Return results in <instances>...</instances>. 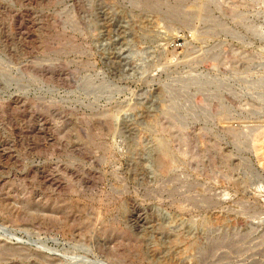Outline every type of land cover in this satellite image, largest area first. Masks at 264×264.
Segmentation results:
<instances>
[{
    "label": "rangeland",
    "instance_id": "1",
    "mask_svg": "<svg viewBox=\"0 0 264 264\" xmlns=\"http://www.w3.org/2000/svg\"><path fill=\"white\" fill-rule=\"evenodd\" d=\"M0 257L264 264V0H0Z\"/></svg>",
    "mask_w": 264,
    "mask_h": 264
},
{
    "label": "bare ground",
    "instance_id": "2",
    "mask_svg": "<svg viewBox=\"0 0 264 264\" xmlns=\"http://www.w3.org/2000/svg\"><path fill=\"white\" fill-rule=\"evenodd\" d=\"M3 254V253H2ZM5 254V253H4ZM203 255V254H202ZM210 256V255H209ZM0 259H1V257H0Z\"/></svg>",
    "mask_w": 264,
    "mask_h": 264
},
{
    "label": "built area",
    "instance_id": "3",
    "mask_svg": "<svg viewBox=\"0 0 264 264\" xmlns=\"http://www.w3.org/2000/svg\"><path fill=\"white\" fill-rule=\"evenodd\" d=\"M180 43H178V45H179Z\"/></svg>",
    "mask_w": 264,
    "mask_h": 264
}]
</instances>
